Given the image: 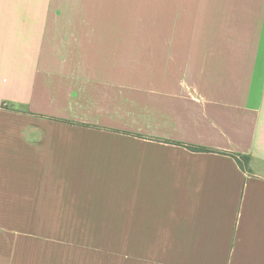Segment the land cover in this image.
Wrapping results in <instances>:
<instances>
[{"label":"crops","instance_id":"1","mask_svg":"<svg viewBox=\"0 0 264 264\" xmlns=\"http://www.w3.org/2000/svg\"><path fill=\"white\" fill-rule=\"evenodd\" d=\"M0 264H264V0H0Z\"/></svg>","mask_w":264,"mask_h":264},{"label":"rangeland","instance_id":"2","mask_svg":"<svg viewBox=\"0 0 264 264\" xmlns=\"http://www.w3.org/2000/svg\"><path fill=\"white\" fill-rule=\"evenodd\" d=\"M35 230V234H43V235H47V232H46V229H34ZM37 230V231H36ZM53 230V229H52ZM57 231V229H54ZM61 230V233L60 235L61 236H65V235H73L75 237H78V239H81L83 238L82 235H85L84 234V229H60ZM106 231H110V232H113L115 233L117 231V229H105ZM50 235H52V231L49 233ZM95 235V234H94ZM106 235V234H105ZM100 238L102 239H108V238H103L101 236H99ZM79 248H81L82 250L84 251H87V250H90L89 249V245H85V244H78ZM97 247V248H96ZM94 251H101V250H104V249H100L99 246H94L93 248Z\"/></svg>","mask_w":264,"mask_h":264},{"label":"trees","instance_id":"3","mask_svg":"<svg viewBox=\"0 0 264 264\" xmlns=\"http://www.w3.org/2000/svg\"><path fill=\"white\" fill-rule=\"evenodd\" d=\"M195 150H201V149H199V148H194ZM243 159H244V161L246 162V160H247V157H243ZM239 161V163L242 165V162L240 161V160H238Z\"/></svg>","mask_w":264,"mask_h":264}]
</instances>
